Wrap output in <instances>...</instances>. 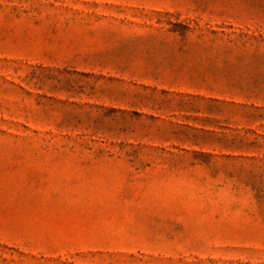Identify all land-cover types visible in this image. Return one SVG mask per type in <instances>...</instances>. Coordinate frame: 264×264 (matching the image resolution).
<instances>
[{"label": "rangeland", "instance_id": "1", "mask_svg": "<svg viewBox=\"0 0 264 264\" xmlns=\"http://www.w3.org/2000/svg\"><path fill=\"white\" fill-rule=\"evenodd\" d=\"M0 264H264V0H0Z\"/></svg>", "mask_w": 264, "mask_h": 264}]
</instances>
